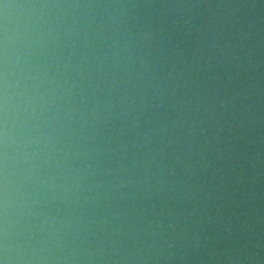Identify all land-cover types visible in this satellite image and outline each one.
<instances>
[{
  "label": "clouds",
  "instance_id": "9594fccd",
  "mask_svg": "<svg viewBox=\"0 0 264 264\" xmlns=\"http://www.w3.org/2000/svg\"><path fill=\"white\" fill-rule=\"evenodd\" d=\"M0 264H264V0H0Z\"/></svg>",
  "mask_w": 264,
  "mask_h": 264
}]
</instances>
